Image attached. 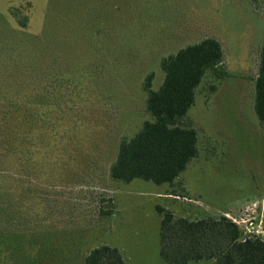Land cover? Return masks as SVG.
Masks as SVG:
<instances>
[{
	"label": "rangeland",
	"instance_id": "1",
	"mask_svg": "<svg viewBox=\"0 0 264 264\" xmlns=\"http://www.w3.org/2000/svg\"><path fill=\"white\" fill-rule=\"evenodd\" d=\"M207 38L225 77L206 73L188 113L198 157L173 185L113 180L122 139L151 119L145 78L159 90L163 57ZM263 41L264 0H0V240L16 235L29 264H85L104 245L125 264H167L157 206L190 220L248 211L264 229Z\"/></svg>",
	"mask_w": 264,
	"mask_h": 264
},
{
	"label": "trees",
	"instance_id": "2",
	"mask_svg": "<svg viewBox=\"0 0 264 264\" xmlns=\"http://www.w3.org/2000/svg\"><path fill=\"white\" fill-rule=\"evenodd\" d=\"M27 22V18L19 19L24 28ZM224 58L222 43L215 38L204 39L163 57L161 68L165 78L159 90H153V73L143 83L146 110L151 119L144 121L134 137L122 139L117 159L110 168L113 180L129 183L139 179L156 185H173L187 170L199 155L198 132L189 122L188 113L196 103L197 89L206 73L225 77L221 68ZM55 88L59 92L60 86ZM50 95V90L43 89L41 100H37L43 110H51L47 103ZM23 97L29 103L26 108L32 110L36 97L28 94ZM254 108L259 120L264 122V41L255 79ZM156 210L162 217L160 255L167 264L204 260L211 264H264V241L244 240L240 228L227 217L190 220L177 218L161 206ZM101 211L103 216L111 213L105 210V205ZM16 237L0 240V264H29V258L20 260ZM39 251L41 248L37 251L41 254ZM85 264H125V260L118 248L104 245L93 249Z\"/></svg>",
	"mask_w": 264,
	"mask_h": 264
},
{
	"label": "built area",
	"instance_id": "3",
	"mask_svg": "<svg viewBox=\"0 0 264 264\" xmlns=\"http://www.w3.org/2000/svg\"><path fill=\"white\" fill-rule=\"evenodd\" d=\"M232 222L240 228L244 240H263L264 229L262 228V218L257 220L254 215L246 211L241 217L233 218Z\"/></svg>",
	"mask_w": 264,
	"mask_h": 264
},
{
	"label": "crops",
	"instance_id": "4",
	"mask_svg": "<svg viewBox=\"0 0 264 264\" xmlns=\"http://www.w3.org/2000/svg\"><path fill=\"white\" fill-rule=\"evenodd\" d=\"M253 106H254V101H253Z\"/></svg>",
	"mask_w": 264,
	"mask_h": 264
},
{
	"label": "water",
	"instance_id": "5",
	"mask_svg": "<svg viewBox=\"0 0 264 264\" xmlns=\"http://www.w3.org/2000/svg\"><path fill=\"white\" fill-rule=\"evenodd\" d=\"M105 208H107V207L105 206Z\"/></svg>",
	"mask_w": 264,
	"mask_h": 264
}]
</instances>
